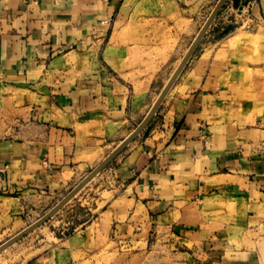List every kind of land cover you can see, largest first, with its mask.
Wrapping results in <instances>:
<instances>
[{
	"label": "crops",
	"instance_id": "1",
	"mask_svg": "<svg viewBox=\"0 0 264 264\" xmlns=\"http://www.w3.org/2000/svg\"><path fill=\"white\" fill-rule=\"evenodd\" d=\"M217 2L0 0V80L28 92L0 139V244L28 227L27 201L62 200L145 118L167 80L135 89V54L162 47L168 27L180 41L200 29ZM245 25L264 26V0L226 1L208 32L229 35L193 54L147 127L57 213L63 227L90 200L92 217L24 264H114L103 251L154 240L196 264H263L264 119L234 48Z\"/></svg>",
	"mask_w": 264,
	"mask_h": 264
},
{
	"label": "rangeland",
	"instance_id": "2",
	"mask_svg": "<svg viewBox=\"0 0 264 264\" xmlns=\"http://www.w3.org/2000/svg\"><path fill=\"white\" fill-rule=\"evenodd\" d=\"M170 29L172 27L167 28V37L163 38L162 44L160 43L162 47L156 50L150 48V52L147 54H135L130 68L133 73L134 71L137 72L132 74L135 89L141 88L145 81L150 82L158 72H160L156 81L158 87H161L166 80L168 81L170 73L178 66L201 28H194L189 33H186V29H182L183 37L181 41L177 35L173 36L171 34ZM150 31L151 33L156 32L155 36L150 37V43H157L158 28L151 27ZM207 32L193 54H200L206 47L205 43L209 40L225 38L229 35L230 30L223 26ZM239 32L246 36V40L234 45V48L240 53L238 72L244 84L246 98L249 102H252L251 110L259 118L264 119V26L255 25L252 27L245 25L239 29ZM27 93V91L22 92L5 86L0 80V139L9 137L17 131L19 109L22 108L21 104H24V101L27 100ZM99 157L101 155L98 153L93 156L94 160ZM93 193L94 189L91 190L89 195L92 196ZM59 199L60 197L53 199L46 195H36L30 201H27L21 214L22 226L26 227L36 222L49 212ZM90 208H92L90 200L83 203L80 208L75 207L73 212L66 215L63 227L62 221L64 218L60 217L61 213L57 214L59 210L56 213L57 215L55 214L46 223L2 251L0 253V264H24L32 255L54 245L57 242L56 237H63L71 232L76 221L92 217L93 212ZM260 251L264 264V246ZM106 259L114 261V264H196L185 254L171 247L168 242H159L158 240H154L142 250L123 252L117 250L111 255L103 251L100 255V263L106 261Z\"/></svg>",
	"mask_w": 264,
	"mask_h": 264
},
{
	"label": "water",
	"instance_id": "3",
	"mask_svg": "<svg viewBox=\"0 0 264 264\" xmlns=\"http://www.w3.org/2000/svg\"><path fill=\"white\" fill-rule=\"evenodd\" d=\"M226 1L227 0H218L214 10L211 12L209 18L202 26L200 32L194 39L188 52L185 54L182 62L175 70L169 82L164 87L159 98L152 106L145 118L141 121V123L134 129V131L129 134L118 146H116V148L110 154H108L107 157L100 164H98L93 170H91L90 173L81 182H79L62 200H60L49 212H47L44 216L39 218L33 224L29 225L27 228L23 229L15 236L9 238L7 241L0 244V253L5 249L9 248L11 245L18 242L19 240H21L22 238H24L25 236H27L33 230L46 223L48 220H50L51 217H53L64 205H66L83 187H85L98 173H100L129 143H131L147 127V125L155 115L156 111L158 110L159 106L161 105L162 101L164 100L169 90L175 83L176 79L187 65L188 61L195 52L202 38L218 16Z\"/></svg>",
	"mask_w": 264,
	"mask_h": 264
},
{
	"label": "bare ground",
	"instance_id": "4",
	"mask_svg": "<svg viewBox=\"0 0 264 264\" xmlns=\"http://www.w3.org/2000/svg\"><path fill=\"white\" fill-rule=\"evenodd\" d=\"M215 6H216V5H215ZM214 8H215V7H214ZM214 8H213V10H214ZM213 10H212V11H213ZM210 14H211V13H210ZM209 16H210V15H209ZM208 18H209V17H208ZM208 18H206V19H208ZM206 21H207V20H206ZM206 21H205V22H206ZM204 24H205V23H204ZM204 24H203V25H204ZM203 25H202V26H203ZM201 28H202V27H201ZM200 30H201V29H200ZM200 30H199V32H200ZM199 32H198V33H199ZM198 33H197V35H198ZM197 35H196V36H197ZM196 36H195V38H196ZM195 38H194V39H195ZM193 41H194V40H193ZM192 43H193V42H192ZM192 43H191V44H192ZM190 46H191V45H190ZM190 46H189V48H190ZM189 48H188V50H189ZM188 50H187V52H188ZM187 52H186V53H187ZM186 53H185V54H186ZM185 54H184V56H185ZM184 56L182 57L181 61L178 63V66H179V64L182 62ZM178 66L175 68V70L178 68ZM175 70H174V72H175ZM174 72L172 73V75L174 74ZM172 75H171V77H172ZM171 77H169V79H168V81L166 82V84L169 82V80H170ZM178 77H179V76H178ZM166 84H165V86H166ZM165 86H164V87H165ZM164 87H163V89H164ZM163 89H162V91H163ZM162 91H161V92H162ZM161 92H160V94H161ZM160 94L158 95L157 99L159 98ZM157 99H156V101H157ZM156 101H155V102H156ZM155 102H154V104H155ZM154 104H153V105H154ZM153 105H152V106H153ZM151 108H152V107H151ZM151 108H150V109H151ZM149 111H150V110H149ZM147 114H148V113H147ZM20 232H21V231H20ZM18 233H19V232H18ZM13 236H15V235H13ZM13 236H12V237H13Z\"/></svg>",
	"mask_w": 264,
	"mask_h": 264
}]
</instances>
